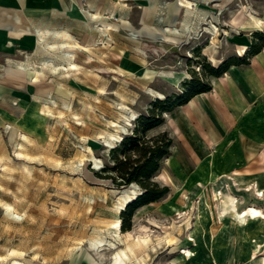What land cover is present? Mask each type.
I'll return each mask as SVG.
<instances>
[{"label": "rangeland", "instance_id": "rangeland-1", "mask_svg": "<svg viewBox=\"0 0 264 264\" xmlns=\"http://www.w3.org/2000/svg\"><path fill=\"white\" fill-rule=\"evenodd\" d=\"M204 12L208 19L202 27L171 35L170 50L158 39L115 30L106 75L87 72L79 91L47 98L38 129L27 137L19 124L10 133L0 131V264H113L116 259L117 264H264V215L245 211L264 206V192L256 188L255 194L245 189L252 181L230 177L235 163L225 159L232 151V131L221 145L207 146L187 105L201 93L171 110L154 105L182 94L190 82L210 85L205 92H212L217 78L228 79L235 66L247 67L256 55L252 51L264 43V0H208ZM230 21L240 27L232 28ZM143 42L151 50L142 49ZM243 44L247 48L240 54ZM235 57L249 63L210 74V66ZM100 65L104 60L97 59L85 69ZM151 66L181 76L172 81L149 75ZM215 96L207 99L214 107H231L235 99L222 90ZM152 109L163 121L146 135L167 132L173 139L153 175L168 191L139 207L124 230L120 206L143 187L99 175L107 173L101 170L105 164L113 165L110 150ZM253 180L264 186L263 174Z\"/></svg>", "mask_w": 264, "mask_h": 264}, {"label": "crops", "instance_id": "crops-1", "mask_svg": "<svg viewBox=\"0 0 264 264\" xmlns=\"http://www.w3.org/2000/svg\"><path fill=\"white\" fill-rule=\"evenodd\" d=\"M207 2L0 0V131L10 133L13 125L19 124V130L31 134L38 129L47 98H64L79 91V83L87 72L106 75L107 61L112 60L111 39L115 30L127 29L131 38L158 39L160 46L170 50L174 47L166 42L171 41L172 34L195 31L197 26L204 25L208 19L204 12ZM230 25L240 27L231 21ZM147 45L143 42L141 48L148 51ZM97 59L104 60L100 67L106 70L98 71V67L87 71L85 68H93ZM121 64L127 65L128 59ZM146 72L172 81L181 76L179 72L171 74L170 70L161 71L152 66ZM228 73V79L217 78L218 84L212 92H202L187 105L198 119V130L207 146L221 145L232 131V151L226 153L225 159L235 163L230 177L252 181L245 189L257 194L256 188L264 192V186L253 180L264 175V49L247 67L235 66ZM91 79L96 81L95 75ZM220 90L235 98L231 107H214L207 101L215 96L213 91L217 94L214 98H218ZM214 102L218 103L216 99ZM252 208L264 215V206H248L246 213Z\"/></svg>", "mask_w": 264, "mask_h": 264}, {"label": "trees", "instance_id": "trees-1", "mask_svg": "<svg viewBox=\"0 0 264 264\" xmlns=\"http://www.w3.org/2000/svg\"><path fill=\"white\" fill-rule=\"evenodd\" d=\"M254 46V45H253ZM264 43L255 48L252 53L261 51ZM249 63L248 60L235 57L230 62H225L221 67L210 66V74L219 76L227 71L230 65ZM210 85L188 84V88L180 95H170L154 102L155 107L161 106L162 111L171 110L176 105L188 102L196 94L208 91ZM175 98V99H174ZM163 121L161 115L153 113L149 116L140 115L139 123L135 130L122 138L120 143L110 150L113 165L105 164L101 170L106 171L101 177L109 178L113 182L131 184L136 182L143 187V191L130 200L121 211L122 229L131 228L135 211L152 201L160 199L168 191L167 186H162L153 179V175L160 169L162 160L170 154L173 139L167 132H160L154 136H147L146 132Z\"/></svg>", "mask_w": 264, "mask_h": 264}, {"label": "bare ground", "instance_id": "bare-ground-1", "mask_svg": "<svg viewBox=\"0 0 264 264\" xmlns=\"http://www.w3.org/2000/svg\"><path fill=\"white\" fill-rule=\"evenodd\" d=\"M253 15V14H252ZM254 16V15H253ZM256 17V16H255ZM252 18V17H251ZM258 18V17H257ZM257 20V19H256ZM245 21H247V20H245ZM244 21V22H245ZM251 21V20H250ZM258 21V20H257ZM252 22V21H251ZM262 21H259L257 24H259V23H261ZM246 23V22H245ZM247 24V23H246ZM57 32V31H56ZM72 37V36H71ZM48 39V38H47ZM57 40V39H56ZM66 42V41H65ZM66 43H68V42H66ZM72 45V44H71ZM67 46V45H66ZM73 46V45H72ZM54 47H55V45H54ZM68 47V46H67ZM80 47V46H79ZM246 48H247V46L246 45H244L243 44V46L239 49V52H240V54H243V53H245V51H246ZM57 53V52H56ZM71 53V52H70ZM70 62V61H69ZM72 62V61H71ZM70 62V63H71ZM75 63V62H74ZM28 64V63H27ZM31 66V65H30ZM71 66H73V65H71ZM74 68H75V66H74ZM66 69V68H65ZM42 70V69H41ZM148 91L149 92H152V90L151 89H149L148 88ZM15 127V126H14ZM23 136H25V137H27V134L26 133H23L22 134ZM216 195H218V193L216 194ZM136 196H133V197H125L124 198V201H123V204H122V206H120V208H124V206L130 201V200H132L133 198H135ZM193 204V203H192ZM119 208V207H118ZM249 215H254V214H256V210L254 209V208H252V209H250L249 210V213H248ZM257 215V214H256ZM247 217V216H246ZM247 222V221H246ZM116 226L117 227H119L120 226V219H118L117 221H116ZM131 246V245H130ZM119 262V260L118 259H116V260H113V264H117ZM14 264H19V262L18 261H15L14 262Z\"/></svg>", "mask_w": 264, "mask_h": 264}]
</instances>
